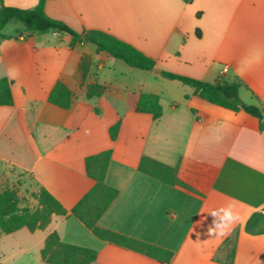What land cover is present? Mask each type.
<instances>
[{"label":"crops","instance_id":"0c3cea01","mask_svg":"<svg viewBox=\"0 0 264 264\" xmlns=\"http://www.w3.org/2000/svg\"><path fill=\"white\" fill-rule=\"evenodd\" d=\"M37 2L3 0L19 8ZM45 12L78 32L102 30L130 43L159 71L239 80L240 97L264 107V0H47ZM1 33L8 38H0V78L11 81L13 104L0 106V191L18 182L31 193L43 187L70 213L94 184L85 157L111 149L105 181L118 194L98 225L174 252L161 263L101 240L70 214H53L45 229L31 232L40 233L39 253L55 231L63 242L95 249L91 264H225L219 248L238 231L232 264H264V234L244 231L250 215L264 211V129L257 117L208 102L192 87L97 52L92 43L70 46L67 33L31 32L19 21ZM57 81L72 92L68 109L48 101ZM93 83L106 89L88 99ZM140 93L160 96L158 118L134 110ZM118 120L112 140L109 128ZM143 156L176 167L187 187L141 172ZM228 205L236 221L225 236L209 235L215 218L208 212Z\"/></svg>","mask_w":264,"mask_h":264},{"label":"trees","instance_id":"16d2710c","mask_svg":"<svg viewBox=\"0 0 264 264\" xmlns=\"http://www.w3.org/2000/svg\"><path fill=\"white\" fill-rule=\"evenodd\" d=\"M47 0L38 2L29 8L7 6L0 0V38H8L1 33L2 29L11 21H19L31 32L55 30L67 33L70 36V46L82 43H92L97 52H106L110 56L124 61L126 64L145 70H154L156 61L147 56L141 50L116 36L97 29H88L78 32L65 22L50 17L45 12ZM190 1V0H185ZM162 77L170 80H178L194 89L193 93L213 104L229 108L234 111L244 110L257 117L260 122V130L264 129V107L245 102L239 95L241 82L239 80L217 79L214 82H206L200 79L188 77L182 74L161 70ZM11 81L7 77L0 78V106H11L13 98L11 93ZM106 87L101 84H88L86 98L99 97ZM48 101L56 106L68 109L72 103V92L62 81H57L49 93ZM136 112L150 113L153 118L162 114L160 96L154 93H140L134 105ZM121 121L118 120L109 128V134L114 140L118 134ZM112 150L105 149L85 157V170L94 184L68 210L45 188L41 187L32 196L37 201L33 210L20 208L17 196L8 190L0 191V230L2 233H13L23 227L30 232L37 229H45L53 214L72 215L81 221L92 233L101 240L111 244L130 249L161 263H169L174 252L145 241H141L119 232L102 228L98 220L106 211L118 194V190L105 181ZM139 170L153 178L169 185H181L187 187L177 176L176 167L143 156L139 162ZM244 231L256 235L264 234V211L253 212L245 223ZM238 231L228 236L219 250H225L223 259L225 264H232L235 256ZM40 258L47 264H91L97 258V251L93 248L74 245L60 240L57 232L49 233L44 239L40 249ZM217 260V256L215 257Z\"/></svg>","mask_w":264,"mask_h":264},{"label":"rangeland","instance_id":"374dc122","mask_svg":"<svg viewBox=\"0 0 264 264\" xmlns=\"http://www.w3.org/2000/svg\"><path fill=\"white\" fill-rule=\"evenodd\" d=\"M20 185H22L21 182H18L11 187L7 186L4 190L11 191L17 196L20 208L33 210L37 202L29 188ZM39 234H33L26 228L9 234L2 233L0 230V264H47L40 258V246L37 244Z\"/></svg>","mask_w":264,"mask_h":264},{"label":"clouds","instance_id":"9594fccd","mask_svg":"<svg viewBox=\"0 0 264 264\" xmlns=\"http://www.w3.org/2000/svg\"><path fill=\"white\" fill-rule=\"evenodd\" d=\"M208 213L215 218L213 220V226L207 229L209 235L225 236L227 230L237 219V213L231 205L220 207Z\"/></svg>","mask_w":264,"mask_h":264},{"label":"water","instance_id":"95a60500","mask_svg":"<svg viewBox=\"0 0 264 264\" xmlns=\"http://www.w3.org/2000/svg\"><path fill=\"white\" fill-rule=\"evenodd\" d=\"M154 71L157 72V73H160V71L158 69H154Z\"/></svg>","mask_w":264,"mask_h":264},{"label":"built area","instance_id":"2783aa9c","mask_svg":"<svg viewBox=\"0 0 264 264\" xmlns=\"http://www.w3.org/2000/svg\"><path fill=\"white\" fill-rule=\"evenodd\" d=\"M224 71H226V69H224Z\"/></svg>","mask_w":264,"mask_h":264}]
</instances>
